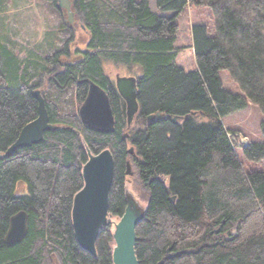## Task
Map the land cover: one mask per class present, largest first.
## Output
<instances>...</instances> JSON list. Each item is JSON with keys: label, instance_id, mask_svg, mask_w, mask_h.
<instances>
[{"label": "trees", "instance_id": "1", "mask_svg": "<svg viewBox=\"0 0 264 264\" xmlns=\"http://www.w3.org/2000/svg\"><path fill=\"white\" fill-rule=\"evenodd\" d=\"M75 3L77 26L61 22L47 48L33 49L36 59L0 39V151L38 117L39 88L58 126L40 143L0 156V264H114L111 225L100 230L94 256L78 243L72 219L89 151L107 148L115 157L109 212H125L129 177L147 199L136 227L140 264H264V170L248 166L264 159V142L240 143L235 130L218 122L249 102L264 114V0H156L157 11L149 0ZM189 7L208 8L212 20L192 26V71L177 64L179 19ZM71 52L72 59L64 57ZM106 60L139 71L140 110L130 120ZM222 70L242 93L224 87ZM89 80L109 94L111 132L81 119ZM157 112L165 118L151 121ZM176 115L182 121H173ZM21 210L28 230L7 244L10 219Z\"/></svg>", "mask_w": 264, "mask_h": 264}, {"label": "water", "instance_id": "2", "mask_svg": "<svg viewBox=\"0 0 264 264\" xmlns=\"http://www.w3.org/2000/svg\"><path fill=\"white\" fill-rule=\"evenodd\" d=\"M59 6L68 11L71 21L75 17V0H58ZM139 77L137 75H122L117 73L115 85L126 102L128 119L135 117L140 110L139 103ZM39 102V115L29 122L21 131L17 140L7 148L0 151V156L12 157L20 147L40 143L46 131L56 129L58 126L50 122L49 112L42 90H35ZM195 113V112H194ZM83 123L92 129L102 132H111L115 128V114L108 92L93 80H89V90L86 100L80 108ZM188 117V116H186ZM148 118L161 121L165 118L162 112L152 113ZM182 117L174 116L177 122ZM218 122L222 123L219 117ZM134 154V149L130 150ZM130 160L126 164V174L134 175ZM85 184L74 197L72 219L76 239L80 246L92 255L98 254L96 241L100 230L110 225L108 221L110 193L115 176V157L111 149L107 148L99 154L89 151V159L83 167ZM172 201L176 196L171 197ZM146 209H142L137 200L127 194V207L118 223L115 224L113 248L114 264H140L136 253L138 240L136 227L145 217ZM28 230V213L21 210L10 219V225L5 236L7 244L20 241Z\"/></svg>", "mask_w": 264, "mask_h": 264}, {"label": "rangeland", "instance_id": "3", "mask_svg": "<svg viewBox=\"0 0 264 264\" xmlns=\"http://www.w3.org/2000/svg\"><path fill=\"white\" fill-rule=\"evenodd\" d=\"M150 6L157 11L156 0H149ZM199 13V10L189 7L188 10L180 17V32L177 40V46L180 48L177 58V64L187 71L195 70L197 67L196 57L192 38V26L198 21H204L212 24L210 11ZM208 11V12H207ZM168 12L167 15H172ZM75 19H80V14H75ZM63 22L60 10L57 8L56 0H0V39L2 41L11 40L17 45V52L21 57L31 53L36 57L34 50L42 49L48 46V43L54 41L55 32ZM80 26V25H78ZM80 28V27H79ZM77 40L80 45L85 44L86 36L79 30ZM104 69L112 80L116 79L117 73L122 75H138V69L128 68L124 65H117L112 61H104ZM222 83L226 89L233 93H242L240 86L231 78L227 70L220 72ZM46 77L42 78V84L45 83ZM43 88V87H42ZM206 119V117H203ZM264 114L253 102H249L244 109L235 111L222 117L223 125L229 130H235L240 143L248 144L252 141L264 142V133L262 131V122ZM178 121H182L178 120ZM236 150L244 164H247L242 155V150L236 147ZM248 166L254 169L264 170V159L259 162L249 163ZM134 179V178H133ZM132 177L128 178L127 194L137 200L142 209L147 204V199L141 196L133 188ZM21 189H25L22 183ZM121 219L119 215L109 213L108 221L115 230V224ZM115 246V245H114Z\"/></svg>", "mask_w": 264, "mask_h": 264}, {"label": "flooded vegetation", "instance_id": "4", "mask_svg": "<svg viewBox=\"0 0 264 264\" xmlns=\"http://www.w3.org/2000/svg\"><path fill=\"white\" fill-rule=\"evenodd\" d=\"M56 5H57V8L60 10V12H61V15H62V18H63V22L64 23H67L68 25H70V26H77V20L75 19V17H73V20L71 21V17H70V15H69V13H68V11L66 10V9H64V8H61L60 6H59V3H58V0H56ZM74 11L76 12V14H77V9H76V4H75V6H74ZM73 56H74V53L73 52H71L70 53V56H64L65 58H69V59H72L73 58ZM63 57V58H64ZM63 60V59H62ZM39 89H41V88H39ZM41 90H43V89H41ZM145 208V207H144Z\"/></svg>", "mask_w": 264, "mask_h": 264}]
</instances>
